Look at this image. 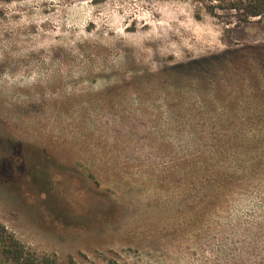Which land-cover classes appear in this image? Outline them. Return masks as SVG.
Here are the masks:
<instances>
[{"label":"rangeland","instance_id":"obj_1","mask_svg":"<svg viewBox=\"0 0 264 264\" xmlns=\"http://www.w3.org/2000/svg\"><path fill=\"white\" fill-rule=\"evenodd\" d=\"M0 222L62 263L264 264V16L0 0Z\"/></svg>","mask_w":264,"mask_h":264},{"label":"trees","instance_id":"obj_2","mask_svg":"<svg viewBox=\"0 0 264 264\" xmlns=\"http://www.w3.org/2000/svg\"><path fill=\"white\" fill-rule=\"evenodd\" d=\"M193 3L195 16L222 18L228 25L240 27L254 17L264 16V0H184ZM0 264H79L73 258L62 263L56 255L40 254L23 244L0 222Z\"/></svg>","mask_w":264,"mask_h":264},{"label":"bare ground","instance_id":"obj_3","mask_svg":"<svg viewBox=\"0 0 264 264\" xmlns=\"http://www.w3.org/2000/svg\"><path fill=\"white\" fill-rule=\"evenodd\" d=\"M26 16V15H25ZM21 38V37H20ZM19 38V39H20ZM16 39H18V37L16 38ZM25 39V38H24ZM23 40V39H22ZM36 40V39H35ZM39 40V39H38ZM20 41V40H19ZM14 42V41H13ZM29 42H30V40H29ZM5 44V43H4ZM16 44V43H15ZM25 45V44H24ZM32 47H34V46H32ZM60 64V63H59ZM13 72V71H12ZM33 73V72H32ZM14 75V74H13ZM23 78V77H22Z\"/></svg>","mask_w":264,"mask_h":264}]
</instances>
